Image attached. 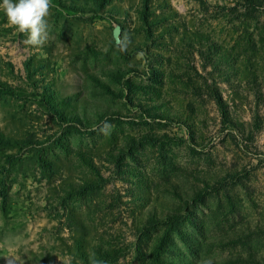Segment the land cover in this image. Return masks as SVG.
<instances>
[{"label": "rangeland", "instance_id": "obj_1", "mask_svg": "<svg viewBox=\"0 0 264 264\" xmlns=\"http://www.w3.org/2000/svg\"><path fill=\"white\" fill-rule=\"evenodd\" d=\"M52 4L0 10V264H264V0Z\"/></svg>", "mask_w": 264, "mask_h": 264}, {"label": "clouds", "instance_id": "obj_2", "mask_svg": "<svg viewBox=\"0 0 264 264\" xmlns=\"http://www.w3.org/2000/svg\"><path fill=\"white\" fill-rule=\"evenodd\" d=\"M53 7L52 0H0V10L9 24L26 34L25 43L39 47L49 39L48 18ZM93 264H101L93 260Z\"/></svg>", "mask_w": 264, "mask_h": 264}, {"label": "water", "instance_id": "obj_3", "mask_svg": "<svg viewBox=\"0 0 264 264\" xmlns=\"http://www.w3.org/2000/svg\"><path fill=\"white\" fill-rule=\"evenodd\" d=\"M117 33H118V29L115 28L114 29V32H113V35H114V38H115L116 41H118V35H117Z\"/></svg>", "mask_w": 264, "mask_h": 264}]
</instances>
